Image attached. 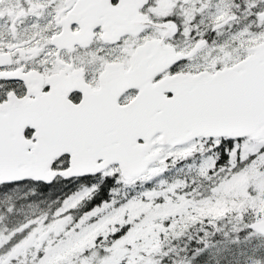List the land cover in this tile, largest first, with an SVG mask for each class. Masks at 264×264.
Returning <instances> with one entry per match:
<instances>
[{
    "label": "snow or ice",
    "instance_id": "obj_1",
    "mask_svg": "<svg viewBox=\"0 0 264 264\" xmlns=\"http://www.w3.org/2000/svg\"><path fill=\"white\" fill-rule=\"evenodd\" d=\"M0 264H264V0H0Z\"/></svg>",
    "mask_w": 264,
    "mask_h": 264
}]
</instances>
